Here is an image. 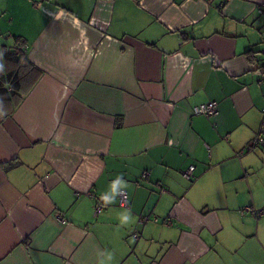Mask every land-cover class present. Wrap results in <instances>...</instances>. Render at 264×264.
Masks as SVG:
<instances>
[{
    "label": "crops",
    "instance_id": "0c3cea01",
    "mask_svg": "<svg viewBox=\"0 0 264 264\" xmlns=\"http://www.w3.org/2000/svg\"><path fill=\"white\" fill-rule=\"evenodd\" d=\"M260 6L0 0V264H264Z\"/></svg>",
    "mask_w": 264,
    "mask_h": 264
},
{
    "label": "built area",
    "instance_id": "2783aa9c",
    "mask_svg": "<svg viewBox=\"0 0 264 264\" xmlns=\"http://www.w3.org/2000/svg\"><path fill=\"white\" fill-rule=\"evenodd\" d=\"M257 13L264 15V7H258L257 8ZM255 61L259 64L260 67H262V69H264V59H259V57L255 58ZM262 77H264V73H262ZM191 113L192 114H202L205 115L207 117H215L218 114V108H217V101L216 100H208L206 102H202L199 104L194 105L191 108ZM264 143V135L259 134L256 135L255 137L252 138V140L250 141V143L247 145V149H250L251 147L254 146H258L260 144ZM239 153H242V151H240ZM194 170H195V166L193 164L188 165L187 168H185L183 171H181V174L184 178L186 179H192L194 177ZM118 198H119V205L120 206H127L128 203V194L126 192V190L124 189H120L118 190ZM101 209V205H97L96 209H95V213L97 214ZM255 212L256 215H261L262 210H254L252 209V207L250 206H245L243 207L240 212L244 213V212ZM56 218L58 221L60 222H65L64 218L62 216H60V214H56ZM152 220L156 221L157 217L156 216H152ZM150 221V217L149 216H145V215H140L138 217V223H146ZM167 224H171L170 221H164ZM132 236L137 239L138 234L137 233H133Z\"/></svg>",
    "mask_w": 264,
    "mask_h": 264
},
{
    "label": "clouds",
    "instance_id": "9594fccd",
    "mask_svg": "<svg viewBox=\"0 0 264 264\" xmlns=\"http://www.w3.org/2000/svg\"><path fill=\"white\" fill-rule=\"evenodd\" d=\"M6 113L2 110H0V116H4ZM127 187V183L122 179L118 178L114 182L111 183L110 186V194L102 196V199L106 202H112L114 200V197L117 194V189H123ZM134 222V218L132 217L131 211H125L124 213L121 214L120 217V223L121 225H128L130 223ZM113 256L112 253H107L104 255V259L99 262V264H105L106 261L110 262L112 261Z\"/></svg>",
    "mask_w": 264,
    "mask_h": 264
}]
</instances>
